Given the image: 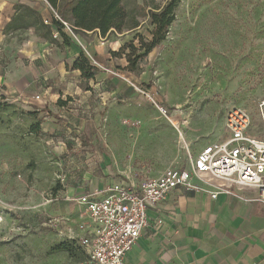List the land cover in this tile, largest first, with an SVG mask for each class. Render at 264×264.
Returning <instances> with one entry per match:
<instances>
[{
  "label": "rangeland",
  "instance_id": "1",
  "mask_svg": "<svg viewBox=\"0 0 264 264\" xmlns=\"http://www.w3.org/2000/svg\"><path fill=\"white\" fill-rule=\"evenodd\" d=\"M21 4L44 24L62 22L45 0H0V264H85L77 249L75 258L51 251L63 242L68 199L120 173L190 167L203 147L227 137L232 108L259 126L264 0H179L166 40L133 72L130 48L114 52L139 49L138 36L152 40L144 0H124L105 37L65 25L68 45L52 24L51 39L45 29L10 27ZM133 18L140 27L129 31ZM87 45L93 80L72 69ZM40 94L45 104L34 101Z\"/></svg>",
  "mask_w": 264,
  "mask_h": 264
},
{
  "label": "built area",
  "instance_id": "2",
  "mask_svg": "<svg viewBox=\"0 0 264 264\" xmlns=\"http://www.w3.org/2000/svg\"><path fill=\"white\" fill-rule=\"evenodd\" d=\"M45 99L36 95L34 101L45 104ZM158 108L169 117L168 110ZM225 131L226 139L203 147L190 167H169L158 177L144 176L138 183L129 171L103 194L68 199L77 208V220L63 218L62 241L75 242L86 255L85 264H125L128 253L149 227L150 210L166 202L179 187L203 192L204 187L195 184V179L203 184L216 182L228 194L232 190L254 191L256 201L264 205V103L258 127L248 110L235 107L226 113ZM216 197L217 193L211 194V198Z\"/></svg>",
  "mask_w": 264,
  "mask_h": 264
},
{
  "label": "crops",
  "instance_id": "3",
  "mask_svg": "<svg viewBox=\"0 0 264 264\" xmlns=\"http://www.w3.org/2000/svg\"><path fill=\"white\" fill-rule=\"evenodd\" d=\"M94 51L87 45L82 53L88 58ZM122 176L120 173L118 179L94 193L103 194ZM143 177L134 174L136 183ZM194 182L205 190L179 187L166 202L150 210L149 227L128 253L125 264H264V205L256 201L257 193L232 190L228 194L216 182ZM214 193L215 199L211 198ZM76 209L69 204L66 216L77 220Z\"/></svg>",
  "mask_w": 264,
  "mask_h": 264
},
{
  "label": "trees",
  "instance_id": "4",
  "mask_svg": "<svg viewBox=\"0 0 264 264\" xmlns=\"http://www.w3.org/2000/svg\"><path fill=\"white\" fill-rule=\"evenodd\" d=\"M60 16L62 22L53 20L52 23L44 24L41 16L32 8L19 5L17 14L13 18L10 27L14 30H26L31 27L45 29L52 37L51 24L57 27L58 32L68 45L69 40L63 33L65 24L72 27L74 31L98 32L102 37L109 34L111 25L118 12L123 6L124 0H45ZM145 9L144 17L150 18V23L154 27L152 31V40L146 41L142 36H138L141 46L137 49L135 46H123L119 53L114 52V56H121V52L130 48V53L126 55L129 62L127 67L129 71L135 70L136 61L143 56L150 54L154 48L166 40L168 28L173 24L176 17V10L179 7V0H171L165 6L157 5L154 0H144ZM131 30L140 27L139 22L133 18ZM143 54L136 56L138 53ZM133 57L134 60L132 59ZM72 69L81 73V77L86 80H93L98 72L97 68L81 53L80 57L74 62ZM76 249L81 251L86 260L84 251L75 243L63 241L61 244L52 248V252H66L71 258L76 257Z\"/></svg>",
  "mask_w": 264,
  "mask_h": 264
}]
</instances>
